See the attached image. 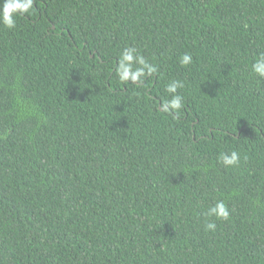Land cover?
Segmentation results:
<instances>
[{"label":"trees","instance_id":"16d2710c","mask_svg":"<svg viewBox=\"0 0 264 264\" xmlns=\"http://www.w3.org/2000/svg\"><path fill=\"white\" fill-rule=\"evenodd\" d=\"M15 19L0 264H264V0H35ZM126 47L157 72L121 82ZM173 80L179 119L161 110ZM217 200L227 220L203 215Z\"/></svg>","mask_w":264,"mask_h":264},{"label":"clouds","instance_id":"9594fccd","mask_svg":"<svg viewBox=\"0 0 264 264\" xmlns=\"http://www.w3.org/2000/svg\"><path fill=\"white\" fill-rule=\"evenodd\" d=\"M35 0H0V25L5 28L13 29L16 26L17 15L23 16L30 12L34 7ZM193 62V57L184 53L179 58L181 66H187ZM134 65H136L134 67ZM251 70L259 77H264V53H261L251 65ZM116 75L121 82H140L146 75H152L157 72V67L142 56L136 53V49L132 47L124 48L118 59L115 68ZM184 87L182 81L173 80L165 87V91L170 95V98L161 103V110L165 113L174 114V118L179 119L180 109L184 106L183 97L178 93V89ZM241 161V155L236 150L222 152L218 155V162L225 167L238 166ZM205 217H216L218 219L227 220L230 212L227 205L222 200H217L211 205L206 212ZM205 230L215 231L216 224L212 220H208L205 225Z\"/></svg>","mask_w":264,"mask_h":264}]
</instances>
